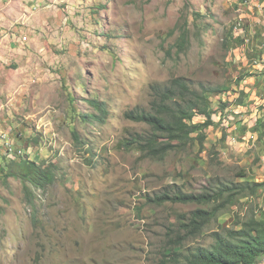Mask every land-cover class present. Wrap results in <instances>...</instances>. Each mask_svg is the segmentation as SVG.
I'll use <instances>...</instances> for the list:
<instances>
[{
    "label": "rangeland",
    "instance_id": "rangeland-1",
    "mask_svg": "<svg viewBox=\"0 0 264 264\" xmlns=\"http://www.w3.org/2000/svg\"><path fill=\"white\" fill-rule=\"evenodd\" d=\"M178 77L215 121L204 147L162 160L122 147L151 134L124 113ZM262 116L264 0H0V264H161L176 216L211 207L147 200L264 182V126L249 129ZM27 161L54 174L27 183L30 200ZM263 205L264 190L240 200L182 254Z\"/></svg>",
    "mask_w": 264,
    "mask_h": 264
},
{
    "label": "trees",
    "instance_id": "trees-1",
    "mask_svg": "<svg viewBox=\"0 0 264 264\" xmlns=\"http://www.w3.org/2000/svg\"><path fill=\"white\" fill-rule=\"evenodd\" d=\"M182 25L180 36L173 46L176 56L185 53L189 48L187 21ZM167 53L169 54V51ZM150 87L153 98L148 102L149 110L140 111L137 106L126 111L124 118L136 124L147 125L151 134L148 137L132 136L123 139L122 147L142 152L143 156L158 160H162L168 150H182L187 143L196 142L203 148L207 130L215 125L206 97L191 91L187 81L181 77L173 78L165 85L152 84ZM196 117H202L203 121L195 122ZM261 125L264 126V122L259 118L255 125L249 128L251 133H257ZM19 168L18 176L23 175V179H20L24 181L25 197L29 200L33 195L26 189L27 183L45 189L54 178L49 168L42 169L41 165L35 162H24ZM247 183L245 187L222 186L216 191L207 188L206 192L200 194H184L180 191L173 193L169 190L147 200L154 206H162L165 203H193L211 207H199L187 216H176L179 226L167 234L169 245L164 249L161 264H255L264 254V205L255 208L249 206L241 218L236 214L235 224L231 228L218 225L217 230L210 234L212 243L208 247H196L182 254L186 242L201 236L204 229L216 222L229 207L264 190V182ZM173 185L171 184L170 188H173ZM171 252L169 257L165 256Z\"/></svg>",
    "mask_w": 264,
    "mask_h": 264
},
{
    "label": "crops",
    "instance_id": "crops-1",
    "mask_svg": "<svg viewBox=\"0 0 264 264\" xmlns=\"http://www.w3.org/2000/svg\"><path fill=\"white\" fill-rule=\"evenodd\" d=\"M248 98V97H247ZM263 258H264V255L260 256L259 257V261L256 263V264H264L262 261H263ZM261 259V261H260Z\"/></svg>",
    "mask_w": 264,
    "mask_h": 264
},
{
    "label": "built area",
    "instance_id": "built-area-1",
    "mask_svg": "<svg viewBox=\"0 0 264 264\" xmlns=\"http://www.w3.org/2000/svg\"><path fill=\"white\" fill-rule=\"evenodd\" d=\"M261 119H262V121L264 122V116H262V117H260ZM250 136H252V135H250ZM252 138H253V136H252ZM255 139V138H254ZM260 261H261V259H260ZM263 263H264V258H263V261H262Z\"/></svg>",
    "mask_w": 264,
    "mask_h": 264
},
{
    "label": "clouds",
    "instance_id": "clouds-1",
    "mask_svg": "<svg viewBox=\"0 0 264 264\" xmlns=\"http://www.w3.org/2000/svg\"><path fill=\"white\" fill-rule=\"evenodd\" d=\"M263 255H264V254H263ZM261 256H262V255H261ZM258 261H259V258H258L257 262H258ZM257 262H256V263H257ZM256 263H255V264H256Z\"/></svg>",
    "mask_w": 264,
    "mask_h": 264
}]
</instances>
